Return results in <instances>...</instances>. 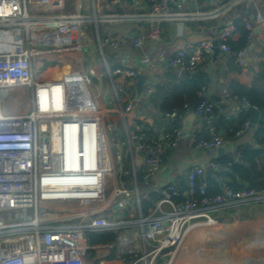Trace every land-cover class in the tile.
I'll return each mask as SVG.
<instances>
[{"label":"built area","instance_id":"built-area-1","mask_svg":"<svg viewBox=\"0 0 264 264\" xmlns=\"http://www.w3.org/2000/svg\"><path fill=\"white\" fill-rule=\"evenodd\" d=\"M82 1L0 0V264H175L193 230L215 224L214 214L264 205V188L235 191L224 184L222 194L209 195L206 170L195 167L188 173L187 193L175 184L161 187L154 209L144 216L135 162L132 189L121 187L116 178L111 145L115 127L92 92L97 73L83 65V29L100 22L146 20L150 31L134 44L140 47L145 40L158 41L164 23L220 19L245 0L205 12H183L180 5L172 6L174 0H146L144 15H84ZM256 22L264 28L263 17ZM245 27L252 35V24ZM235 32L230 23L209 39L179 50L168 63L191 78L210 59L213 42L221 52H232L229 41ZM246 54L247 49L236 52L238 68ZM54 63L66 67L67 73L49 77L52 67H44ZM113 74L137 76L121 69ZM147 92L154 90L148 86ZM131 110L130 105L121 106L118 114L125 122L130 153L144 155L143 180L148 183L168 152L179 146L183 133L172 124L162 142L149 140L137 122L127 124ZM194 112L211 114L213 105L202 98ZM177 116V111L166 114L171 120ZM250 127L248 120L230 130L231 136L211 127L210 139H193L198 149L215 150ZM218 167L216 162L209 165ZM131 199L139 209L137 218L125 214ZM110 233L117 235L114 243L92 242L93 235ZM112 252L114 258L109 259Z\"/></svg>","mask_w":264,"mask_h":264},{"label":"crops","instance_id":"crops-1","mask_svg":"<svg viewBox=\"0 0 264 264\" xmlns=\"http://www.w3.org/2000/svg\"><path fill=\"white\" fill-rule=\"evenodd\" d=\"M232 1L198 0L194 3L189 0H174L172 6L177 8L180 5L183 12L195 10L205 12ZM82 2L84 15H92L94 12L98 15L124 13L144 15L148 13L146 0H83ZM71 11H73V8ZM258 16L264 18V0H245L234 6L220 19L164 23L161 26L160 39L156 42L145 40L140 47H135L134 44L138 37L147 36L149 33L150 23L146 20L123 24L100 22L97 25H87L83 29L85 38L82 54L83 65L85 70H94L97 73L96 78L93 80L92 86L94 88L92 92L99 98L107 114L111 115L110 122L115 127L111 134L112 137L115 136L114 145L118 152L114 156L115 166L116 163H119V170L120 168L121 170L123 169L126 176L130 179L128 185H124V183H120V185L129 189L133 188L131 178L134 162L138 172H145L144 155L137 150L131 154L128 149L129 140L125 122L118 114L121 106L123 108L129 105L132 107V110L127 114V124L137 122L149 140L162 142L171 125L176 124L177 118L174 120L167 118L166 114L168 113L162 112L161 104L165 99H168V96L186 77L190 78L181 70L172 67L168 63V59L189 45H196L209 39L215 31L221 30L230 23H233L236 27V22L238 21L244 26L247 22H250L254 28L253 34L248 35L246 45L237 49L240 45L241 33L236 29L235 34L229 41L232 52H220L216 57L212 54L210 59L203 62L195 72L202 73L208 78V83L199 96L200 101L205 98L213 105L211 116L196 114L194 112L195 109L188 110L184 117L178 118L179 127L183 130L186 117L190 114L196 115L190 134L188 136L183 135L179 146L168 152V158L162 165L160 172L150 182H143L141 189L138 185L139 194L153 192L158 196V191L161 187L172 184L181 186L183 181L185 185L181 186L182 191L187 193L189 190L188 173L195 167L205 168L207 187L211 186V188H214L213 186L217 183L220 187V194H222L224 192V184H227L231 179L230 177L222 178L218 174L228 171L229 168H222L220 165L218 169H211L209 165L212 162L220 164L221 159L227 158L234 163L240 162L245 166H249L250 163L247 159H250L251 156L245 157L246 152L259 154L255 159V164L257 171L262 175V180L260 181L261 189L264 188L261 184L264 181V128L259 127V121L262 119L261 113L254 127L240 137L225 141L224 145L218 148L223 149L220 154H218V149H198L196 141L193 139L194 135L198 139H210L212 137L211 127H215L219 135L223 136L226 134L231 136L230 130L235 131L245 119L247 121L251 119L250 112L244 109L246 104L243 99L236 95L231 96L230 87L233 84H238L244 88H251L255 75L262 70L264 71V28L258 26L256 22ZM245 30H247L246 27ZM107 39L109 42L106 43ZM243 49H247L246 58L244 65L238 68L235 64V54ZM187 56L191 58L192 53L188 51ZM70 68L74 72L75 66L70 65ZM117 69L134 71L137 76L119 77L113 74ZM65 73H67L66 67L55 65L50 68L49 77L59 78ZM182 73H184V76ZM139 75L147 77L143 95H138L135 85ZM148 86H151L154 92L148 93ZM112 137L111 145L113 146ZM229 166L231 167V164ZM238 183L243 188L248 185L244 181H239ZM154 207L150 208L144 216H148ZM133 209L139 215V209L136 204L132 203L131 199L129 206L125 210H128L127 214L129 217L132 215L135 218L133 216L134 212L132 213L131 211ZM213 216L216 219L215 224L221 227L226 225L239 227L240 230L246 232L244 234H247L250 230L251 232L248 234L253 239L251 241V251L255 255H262V258H264L263 204L240 206ZM207 231L204 230V232ZM199 238L200 234L194 236V239ZM194 241L196 242V240ZM257 244L258 246H256ZM196 245L191 251L184 252L185 250L183 249L181 253L186 259H190L187 264H196L197 261L195 262V260H198V263L205 259L210 260V256H207L206 251L199 247L201 245L198 243ZM190 257H194V259L192 258L191 260Z\"/></svg>","mask_w":264,"mask_h":264},{"label":"trees","instance_id":"trees-1","mask_svg":"<svg viewBox=\"0 0 264 264\" xmlns=\"http://www.w3.org/2000/svg\"><path fill=\"white\" fill-rule=\"evenodd\" d=\"M236 29L241 33L240 45L237 49L242 48L246 45V41L248 38V31L245 30L244 24L241 22H236ZM238 51V50H237ZM208 83V78L202 73H195L191 78H187L177 86L171 95L168 96V99L164 100L161 104V110L164 113H170L172 111H177V121L176 126L179 127L178 118H182L188 113V110H195L200 104V93L203 88L206 87ZM231 96H238L240 99L245 100L251 107H254L259 110L262 114V119L259 121V127L264 128V71L262 70L259 74L255 75L253 80V85L251 88H244L238 84H233L230 87ZM247 119H245L243 123H245ZM258 153L254 152H246L245 157L251 156L250 159H247L250 163L249 166H245L242 163L232 162L227 158H223L220 160V164L222 168H229L226 172H220L218 174L222 178L230 177L231 181H229L226 185L231 189L237 191L243 189L241 185H239V181H244L248 183L247 189H261L260 181L262 180V175L257 171L255 159L258 157ZM231 164V167L229 166ZM229 166V167H228ZM143 175L141 171L137 174V182L139 185L140 179L143 181ZM185 182L181 183V186H184ZM179 186V185H178ZM179 186L182 190V187ZM211 188L208 187L209 195H219L221 193L220 187L217 183ZM158 201V196L156 193L149 192L147 194H140V206L141 212L143 215L148 213V210L155 206ZM117 235L114 233L110 234H102V235H93L92 242L94 244H112L116 241ZM114 258V253L110 255L109 259Z\"/></svg>","mask_w":264,"mask_h":264},{"label":"rangeland","instance_id":"rangeland-1","mask_svg":"<svg viewBox=\"0 0 264 264\" xmlns=\"http://www.w3.org/2000/svg\"><path fill=\"white\" fill-rule=\"evenodd\" d=\"M55 64L56 63L51 65L47 64L44 68L47 69L48 66L52 67ZM93 88L94 87L92 86V90ZM112 138H113L112 154L114 157L117 155L118 152L114 145L115 136ZM116 171H117L116 174L117 181L118 182L120 181L119 184L124 183V185H128L130 179L126 176L125 171L123 169L121 170L120 168L119 170V163H116ZM143 182L144 181L140 179L139 181L140 189L142 188ZM121 187H123V185H121ZM127 211L125 212L126 216H128ZM131 211L132 213L134 212V216L135 218H137L138 215L136 214L135 210L133 209ZM204 230H208V231L204 232ZM249 232L251 231L249 230L247 234H244L246 232H243L242 230H240L239 227H233L232 225H226L221 227L220 225H216V224L213 225L203 224L198 228H196L195 230H193L188 235V240L186 242L184 252L191 251L193 247L197 246L196 243H198L199 245H201L199 247H202L206 251V253L208 254L207 256H210L209 257L210 260L205 259L204 261H201L199 263L198 260H195V262L197 261L196 264H263L264 258H262V255L259 256L258 254L255 255L251 251V247H252L251 241H253V239H251V235L248 234ZM197 234H200V238L201 236L202 238L194 239V236ZM194 240H196V242ZM256 246H258V244ZM253 247H255V245H253ZM192 258L194 259V257ZM188 260L190 261V259H186L185 256H182L181 254L176 264H187L189 262Z\"/></svg>","mask_w":264,"mask_h":264},{"label":"water","instance_id":"water-1","mask_svg":"<svg viewBox=\"0 0 264 264\" xmlns=\"http://www.w3.org/2000/svg\"><path fill=\"white\" fill-rule=\"evenodd\" d=\"M129 3L132 4V2L129 1ZM220 48H219V43L217 41L213 42V56L216 57L219 53H220ZM182 75L184 76V73H182ZM147 81V77L145 76H141L139 75L137 77V82H136V87H137V93L138 95H143L144 93V86H145V83ZM244 109L248 110L251 114V119H250V123H251V127H254L256 124H257V121H258V117H259V110L254 108V107H251V106H248V105H245L244 106ZM207 117L208 116H211V114H208L206 115ZM196 119V115L195 114H190L186 117L185 121H184V124H183V130H182V133L184 136H188L190 134V131H191V127L194 123ZM223 152V149H218V154L222 153ZM261 184L264 186V181L261 182ZM132 203L135 204V199H132Z\"/></svg>","mask_w":264,"mask_h":264},{"label":"bare ground","instance_id":"bare-ground-1","mask_svg":"<svg viewBox=\"0 0 264 264\" xmlns=\"http://www.w3.org/2000/svg\"><path fill=\"white\" fill-rule=\"evenodd\" d=\"M111 116V115H110Z\"/></svg>","mask_w":264,"mask_h":264}]
</instances>
